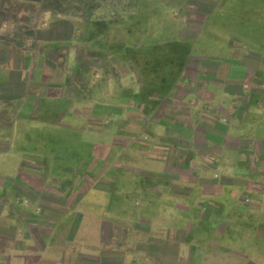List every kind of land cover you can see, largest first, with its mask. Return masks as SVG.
Listing matches in <instances>:
<instances>
[{
    "label": "crops",
    "instance_id": "crops-1",
    "mask_svg": "<svg viewBox=\"0 0 264 264\" xmlns=\"http://www.w3.org/2000/svg\"><path fill=\"white\" fill-rule=\"evenodd\" d=\"M122 1L0 0V264H264V3Z\"/></svg>",
    "mask_w": 264,
    "mask_h": 264
},
{
    "label": "rangeland",
    "instance_id": "rangeland-1",
    "mask_svg": "<svg viewBox=\"0 0 264 264\" xmlns=\"http://www.w3.org/2000/svg\"><path fill=\"white\" fill-rule=\"evenodd\" d=\"M126 1L129 0H123L122 2V8H120L121 12H123V16L128 15L132 10L130 5L126 6ZM264 3V0L257 1V4ZM182 4L184 5L177 11V15H174L175 17H183L186 19V22L190 23H197L200 21L201 17L205 15L213 6H214V0H183ZM116 4H111V2H107L104 4V7L100 9L101 13H107L111 12V14L114 16L117 8H114ZM117 15V14H116ZM175 30V28H174ZM178 31V29H176ZM69 63L71 60V56H69ZM68 62V61H67ZM104 62V61H101ZM106 65L109 64V61L106 60ZM69 74L71 75L72 72L68 70ZM109 72V71H108ZM107 72V73H108ZM73 79H76V75L73 77Z\"/></svg>",
    "mask_w": 264,
    "mask_h": 264
}]
</instances>
